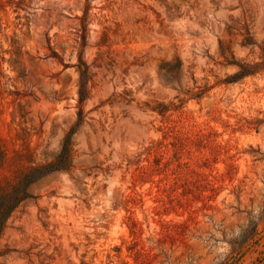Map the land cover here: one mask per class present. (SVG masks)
Instances as JSON below:
<instances>
[{"label": "rangeland", "instance_id": "1", "mask_svg": "<svg viewBox=\"0 0 264 264\" xmlns=\"http://www.w3.org/2000/svg\"><path fill=\"white\" fill-rule=\"evenodd\" d=\"M66 144L0 264H264V0H0V193Z\"/></svg>", "mask_w": 264, "mask_h": 264}, {"label": "trees", "instance_id": "2", "mask_svg": "<svg viewBox=\"0 0 264 264\" xmlns=\"http://www.w3.org/2000/svg\"><path fill=\"white\" fill-rule=\"evenodd\" d=\"M68 161L69 151L68 144H66L59 155L57 162L34 166L28 172L19 177L17 181L8 184L4 191L0 193V236L6 227L10 215L16 211L23 202L32 196L30 186L46 173L65 168L68 165ZM5 253L7 252L0 251V256Z\"/></svg>", "mask_w": 264, "mask_h": 264}]
</instances>
